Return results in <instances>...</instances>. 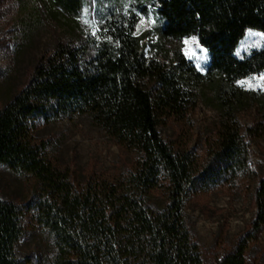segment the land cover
Here are the masks:
<instances>
[{
	"label": "trees",
	"instance_id": "16d2710c",
	"mask_svg": "<svg viewBox=\"0 0 264 264\" xmlns=\"http://www.w3.org/2000/svg\"><path fill=\"white\" fill-rule=\"evenodd\" d=\"M53 2L69 16L83 7V0ZM154 6L160 35L176 47L172 63L145 56L135 17L110 10L99 37L43 52L0 106V166L33 182L36 221L53 236L49 264H204L186 206L245 171L249 148L238 113L249 100L259 104L263 121L245 130L255 139L264 134V93L238 85L264 71V47L235 56L247 30L264 33V0H154ZM190 36L210 55L203 74L181 50ZM202 84L213 90L220 117L201 160L166 141L159 127L169 118L191 121ZM76 116L89 117L130 156L121 158L116 177L77 180L35 137L41 124ZM254 204L250 239L264 228V184ZM23 214L20 204L0 198V264H32L16 250Z\"/></svg>",
	"mask_w": 264,
	"mask_h": 264
},
{
	"label": "rangeland",
	"instance_id": "374dc122",
	"mask_svg": "<svg viewBox=\"0 0 264 264\" xmlns=\"http://www.w3.org/2000/svg\"><path fill=\"white\" fill-rule=\"evenodd\" d=\"M115 10L136 19L135 35L148 58L170 64L174 42L160 35L154 0H83L76 16L62 12L53 0H0V106L14 96L43 52L58 44L81 46L100 36L108 11ZM264 47V33L247 30L235 56L242 58ZM181 50L200 73H205L210 55L195 36L184 38ZM247 91L264 93V71L238 81ZM197 104L191 121L169 118L159 127L162 137L174 145L193 149L202 160L209 142L216 139L218 103L205 84L196 89ZM242 133L249 148L248 165L234 181L220 184L205 194L194 196L186 215L200 245L204 264H264V228L257 239L247 231L255 214V194L264 184V134L249 136L246 126L263 121L257 102L249 100L238 113ZM264 128V127H263ZM35 137L47 143L51 159L68 169L77 180L85 174L116 177L124 153L87 116L41 124ZM125 156V161H130ZM35 188L7 166H0V198L20 204L24 210V235L17 243L19 256L32 257V264H49L54 252L53 236L36 221Z\"/></svg>",
	"mask_w": 264,
	"mask_h": 264
}]
</instances>
